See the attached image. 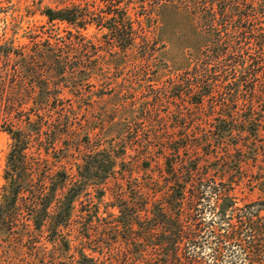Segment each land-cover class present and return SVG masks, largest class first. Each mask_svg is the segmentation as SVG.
I'll list each match as a JSON object with an SVG mask.
<instances>
[{
  "label": "trees",
  "instance_id": "obj_1",
  "mask_svg": "<svg viewBox=\"0 0 264 264\" xmlns=\"http://www.w3.org/2000/svg\"><path fill=\"white\" fill-rule=\"evenodd\" d=\"M158 10L163 11L157 21L162 29L161 36L164 42L171 43L164 55H175L170 61L180 69L184 65L185 88L177 89V96H186L189 104L204 115L209 113L203 108L209 101L213 120L210 123L205 120L204 124H209L210 129L204 125L201 134L188 131L185 139L184 134L179 139H171L173 147L164 154L165 170L156 176L150 174L146 181L131 187L132 201L124 199L123 185L118 187L121 191L117 190V203L112 206L120 209L115 223L125 229L135 226L144 229L146 239L151 240L137 239L135 251L130 246L120 247L123 257L121 261L116 260V264L117 261L121 264H222L223 261L226 264H264V216H261L264 200L240 207L241 200L236 192L244 180L242 166L249 163L232 155V150H237L245 157L259 151L264 156V144L257 145L262 140H259L258 131L264 124L260 117L264 113V0H163ZM42 15L51 24L68 23L78 29L75 33L45 34L44 41L31 36L28 40L33 43L29 45L20 42L18 35L22 27L19 24H14L12 29L6 24L4 36L0 38V63L6 66L5 75L9 74L11 62L23 65L41 58L45 65L54 67L57 78L37 87L43 95L52 91L51 85L61 92L74 89L80 93L86 81L105 77L104 65L116 69L132 65L139 69L138 75L142 77L149 74L146 72L152 66L158 65L160 59H156L151 46L155 33L135 31L133 21L125 13L111 18L98 17L96 24L108 30L99 44L83 33L95 19L80 14L75 7H46ZM169 16L174 19L170 20ZM173 25L177 27L176 32L169 30ZM8 29L11 30L9 37L6 36ZM43 42L50 47L42 49ZM245 47L250 50L246 57L241 54ZM73 55L79 56L78 63L73 61ZM99 70L101 73L97 72ZM13 93L16 102L24 100L22 88H15ZM60 106L58 119L53 124L49 122L51 133L58 132L65 116L64 107ZM70 107L73 109L74 106ZM40 126L34 131L27 126L4 129L12 143L4 169L0 225L10 226L15 223L14 219L18 222L15 217L20 196L33 189L39 194L35 193L29 204V220L35 229H41L47 218L52 219L53 230L57 232L69 224L79 195L88 187L105 186L117 175L124 179L130 164L123 156L127 148H119L121 155H118L112 146L86 155L70 187H67L69 175L64 171H58L50 178L43 177L38 163L31 158L33 139L48 134L42 131V124ZM87 136L90 141V135ZM60 141L54 139L52 143ZM241 147L250 149L243 151ZM155 156L156 151H150L146 159L152 160ZM259 168L261 174H250L249 181L264 192V162ZM40 178L46 180H38ZM59 191L63 195L58 205L51 208ZM105 193L106 189L102 187L100 196L104 197ZM42 201L47 204L42 205ZM150 204L151 216L143 220L141 214L147 213ZM236 211H242L244 215L237 216ZM92 212L88 211L90 218ZM95 213L99 221L100 216L97 211ZM89 224L93 225V220L86 223ZM160 235L162 238L159 239ZM206 238H212L208 242L210 262L202 251L208 241ZM119 244L111 246L118 248ZM233 250L241 252L242 257L230 258L227 254L229 251L233 254ZM93 253L99 251L93 250ZM80 255L82 259L78 264H97L93 255L84 252Z\"/></svg>",
  "mask_w": 264,
  "mask_h": 264
},
{
  "label": "rangeland",
  "instance_id": "obj_2",
  "mask_svg": "<svg viewBox=\"0 0 264 264\" xmlns=\"http://www.w3.org/2000/svg\"><path fill=\"white\" fill-rule=\"evenodd\" d=\"M162 2L163 0H0L2 7L0 38L4 36L6 24L10 28L14 24H19L22 27L18 35L20 42L29 45L33 43V40L29 41L31 36H38V40L44 41L45 34L57 32L65 34L67 31L75 33L78 28L62 22L51 24L42 15L46 7L54 9L75 7L80 14L95 19L86 26L83 33L93 43L99 44L108 30L96 24L99 21L98 17L111 18L119 13H125L133 21L135 31L155 33L151 46L155 50L156 59L162 61L159 60L158 65L152 66L146 72L149 74L143 77L138 75L139 69L132 65L117 69L104 65L102 69L106 70L105 77L86 81L81 88L82 92L78 93L74 89H64L61 92V89L55 90L54 85H51L52 91L45 95L41 94L37 87L43 86L45 81L57 78L54 67L45 65L41 58L26 61L23 65L11 62L8 67L9 74L5 75L6 66L0 63V197L5 184L6 157L12 143L11 137L4 132L6 127L27 126L29 130L34 131L42 124V131L48 134L33 139L31 152L34 154L31 158L38 163L39 169L43 171V177L50 178L58 171L66 172L69 175L67 187H70L72 181L77 178L78 166L84 163L86 155L96 150L105 148L108 150L113 146L115 151L119 152L118 155H121L119 148L125 146L127 152L123 156L130 164L124 179L117 175L118 179H110L105 186L88 187L79 195L69 224L57 232L53 230L54 220L48 218L41 229H35L27 211L29 204L35 198V193L39 194V192L33 189L25 192L19 199L20 206L15 217L18 222L14 219L15 223L9 222L10 226L3 223L0 225V264H78L82 259L80 255L82 252L96 257L97 264H116V260L121 261L123 257L119 251L120 247L125 249L130 246L135 251L134 242L137 239H146L144 229L136 226L125 229L123 225L115 223L116 217L120 215V209L112 206L117 203V190L119 193L121 191L118 187L123 185L124 199L132 201L131 187L146 181L150 174L156 176L160 171L165 170L167 161L164 154L173 147L170 143L171 139H179L183 134L185 139L188 131H192V134H201L204 125L210 129L209 124H204L205 120L208 119V123L213 120L209 101L205 102L203 107L209 110V113L204 115L203 112L196 110L193 104H189L190 101L186 96H177V89L185 88L184 65L180 66L182 68L180 69L170 61L175 55L171 53L164 55L171 43L163 41L162 29L157 22L163 15V11L158 10ZM169 19L173 20L174 16H169ZM169 30L176 32L177 27L173 25ZM7 32L6 36L9 37L11 30L8 29ZM43 43L42 49L50 47L47 43ZM249 52L250 50L245 47L241 54L246 57ZM73 56V61L78 63L79 56ZM165 63L168 65L166 66ZM97 72L101 73L100 70ZM105 78L108 79L104 80ZM15 88H22L24 91L22 104L20 100V103L16 102L12 97ZM60 105L64 107L65 116L61 120L62 124L58 132L51 133L50 125L58 119L57 112L61 111ZM71 105L74 106L73 109ZM260 117L264 121V113ZM29 120L31 123L28 122ZM65 122H68L67 128ZM258 132L259 140L262 139V142H257L259 146L261 143L264 144V124L262 130ZM87 134L90 135V141L86 138ZM54 139L61 141L54 144L52 143ZM159 143L165 148L162 149ZM154 147L156 150H153ZM241 148L243 151L250 149ZM150 151H156V156L152 160L146 159ZM232 151L236 159L241 158L249 163L242 166L244 180L236 192L241 200L240 207L246 203L264 200V192L249 181L250 174H261L259 167H263V152H253V155L246 154L245 157L237 150ZM145 161L148 164H145ZM102 187L106 189L104 197L100 196ZM56 194L51 208L58 205L63 195L60 191ZM46 204L47 201H42V205ZM150 206L151 204L147 205V213L142 212L143 220L151 216ZM88 211H93L92 218L90 214L87 215ZM96 211L100 216L99 221L95 218ZM236 215L240 216L244 213L236 211ZM261 216H264V212ZM91 220L93 225L87 226L86 223ZM160 230L162 232L161 228ZM155 238L158 236L156 235ZM206 239L208 241H205V249L203 248L202 251L210 262L208 242L212 241V238ZM114 243L121 244L115 248L111 246ZM92 248L99 253H93ZM233 251L234 255L231 251L227 254L230 258L242 257L241 252ZM117 263L121 264L119 261ZM222 264L226 262L223 261Z\"/></svg>",
  "mask_w": 264,
  "mask_h": 264
}]
</instances>
